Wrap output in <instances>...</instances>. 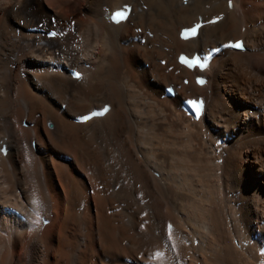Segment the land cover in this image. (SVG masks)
<instances>
[{"label": "bare ground", "instance_id": "6f19581e", "mask_svg": "<svg viewBox=\"0 0 264 264\" xmlns=\"http://www.w3.org/2000/svg\"><path fill=\"white\" fill-rule=\"evenodd\" d=\"M2 146L0 264H264V0H0Z\"/></svg>", "mask_w": 264, "mask_h": 264}, {"label": "snow or ice", "instance_id": "6c2138e0", "mask_svg": "<svg viewBox=\"0 0 264 264\" xmlns=\"http://www.w3.org/2000/svg\"><path fill=\"white\" fill-rule=\"evenodd\" d=\"M187 2V0H186ZM229 6L231 7V0H229ZM127 15H128V11L127 10H123V11H120V12H117L115 13V15L112 17L114 20H117V21H122L124 19L127 18ZM217 19H219V17H217ZM202 25L201 24H195L194 26H192L191 28L189 29H186L182 35L185 37V38H188V37H195L197 34H198V30L201 29ZM231 47H234V48H237V49H243L245 47V44L244 42L242 41H237L235 42L234 44H231L230 45ZM216 51V50H214ZM211 55V53H209V56ZM201 59H203V63H201ZM182 62H185V63H188L189 66H195V65H199L200 68H204L208 65V56H205V57H197L196 59H194L193 61H188L186 60L184 57L181 58ZM77 75H79L77 73ZM205 81L202 80V79H199L198 80V83L200 84H203ZM192 107L195 109V113L197 115V118L199 117V114H200V110L202 108V103L198 104L196 103L195 101H190L189 102ZM108 109L107 107L104 108V112H107ZM96 115H103V112H93L92 113V116H96ZM90 117L88 116H85L83 117V119L87 120L89 119ZM171 226H169L170 228Z\"/></svg>", "mask_w": 264, "mask_h": 264}, {"label": "rangeland", "instance_id": "374dc122", "mask_svg": "<svg viewBox=\"0 0 264 264\" xmlns=\"http://www.w3.org/2000/svg\"><path fill=\"white\" fill-rule=\"evenodd\" d=\"M40 29V28H39ZM45 30H47V28H42V32L43 33H45V35H46V32H45ZM47 36V35H46ZM142 39V38H141ZM142 41V40H141ZM143 42V41H142Z\"/></svg>", "mask_w": 264, "mask_h": 264}]
</instances>
